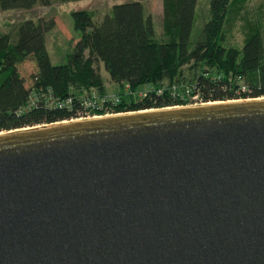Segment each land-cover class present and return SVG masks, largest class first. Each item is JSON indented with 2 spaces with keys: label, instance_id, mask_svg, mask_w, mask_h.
<instances>
[{
  "label": "water",
  "instance_id": "1",
  "mask_svg": "<svg viewBox=\"0 0 264 264\" xmlns=\"http://www.w3.org/2000/svg\"><path fill=\"white\" fill-rule=\"evenodd\" d=\"M0 264H264V97L0 132Z\"/></svg>",
  "mask_w": 264,
  "mask_h": 264
},
{
  "label": "trees",
  "instance_id": "2",
  "mask_svg": "<svg viewBox=\"0 0 264 264\" xmlns=\"http://www.w3.org/2000/svg\"><path fill=\"white\" fill-rule=\"evenodd\" d=\"M247 1L210 0L209 18L193 49L189 43L198 0H161L160 38L139 0L112 5L98 21L90 11H73L78 38L60 65L51 63L45 45V34L57 26L56 18L22 20L0 34V132L82 116V104L92 92L98 97L108 94L100 65L120 87V102L92 115L188 106L193 95L201 103L264 97V17L246 20L240 48L227 42ZM52 2L0 0V11L31 10ZM25 61L35 64L28 85L18 68ZM51 98H71L70 108L49 106Z\"/></svg>",
  "mask_w": 264,
  "mask_h": 264
},
{
  "label": "rangeland",
  "instance_id": "3",
  "mask_svg": "<svg viewBox=\"0 0 264 264\" xmlns=\"http://www.w3.org/2000/svg\"><path fill=\"white\" fill-rule=\"evenodd\" d=\"M126 1L133 0H75L65 3H59L53 0L52 4L48 7L36 5L31 10L0 11V34L6 33L12 26L24 19L31 18L36 21L39 17L56 18L57 26L45 34V45L51 63L53 65H60L65 63L67 55L72 52L73 44L78 38V32L73 28L71 17L73 11H90L94 14V19L98 21L109 11L112 5ZM139 1L144 4L146 14L152 18L156 38H160L162 17L161 0ZM209 3L210 0H198L189 49L195 47L200 38L204 23L209 18ZM256 17H264V0H248L246 2L241 14L237 18L234 29L228 35V44L240 48L244 39L243 25L246 23V20H252ZM262 37L264 43V30L262 31ZM18 68L21 74L26 78V84L28 85V77L35 69V64L31 61H25L20 64ZM100 72L106 91L111 94H117L120 87L116 83L110 81L109 75L102 65H100ZM147 88L148 87H144L140 91H137L136 95L139 96L144 93ZM200 103L201 102H196V104H192L195 106L200 105Z\"/></svg>",
  "mask_w": 264,
  "mask_h": 264
},
{
  "label": "built area",
  "instance_id": "4",
  "mask_svg": "<svg viewBox=\"0 0 264 264\" xmlns=\"http://www.w3.org/2000/svg\"><path fill=\"white\" fill-rule=\"evenodd\" d=\"M127 89V86L125 87ZM242 90H245V87H242ZM185 94L187 95L186 97H189V91L186 90ZM183 98V96H181ZM185 99V98H184ZM35 98L31 97V101L30 104L34 103ZM72 99L68 98L66 100H54V99H50L49 101H47V104L49 106H54L57 108H70V103H71ZM190 101L193 102L194 104H196V102H198V96L197 95H193L190 97ZM120 102V98L117 94H106L104 96H97L95 94V92H92V98H87L84 100L83 104H82V113L83 115L80 116L79 118H77L76 120H84V119H90V118H97V117H102V116H107V115H113V114H104V115H95V114H91V112L93 110H102L103 108H105V106H109V105H113V104H117ZM200 104H204V103H200ZM188 106H194L193 104H190Z\"/></svg>",
  "mask_w": 264,
  "mask_h": 264
},
{
  "label": "crops",
  "instance_id": "5",
  "mask_svg": "<svg viewBox=\"0 0 264 264\" xmlns=\"http://www.w3.org/2000/svg\"><path fill=\"white\" fill-rule=\"evenodd\" d=\"M108 93V92H107ZM108 94H111V93H108ZM116 94V93H115Z\"/></svg>",
  "mask_w": 264,
  "mask_h": 264
}]
</instances>
